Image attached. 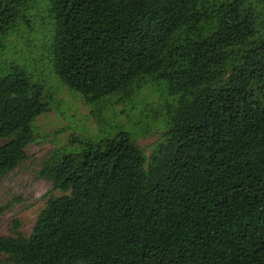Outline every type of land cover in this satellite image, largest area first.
<instances>
[{
    "label": "trees",
    "instance_id": "obj_1",
    "mask_svg": "<svg viewBox=\"0 0 264 264\" xmlns=\"http://www.w3.org/2000/svg\"><path fill=\"white\" fill-rule=\"evenodd\" d=\"M30 0H0V38ZM52 68L87 103L164 82L162 140H84L41 174L50 197L13 264H264V18L248 0H47ZM42 88L0 72V176L25 159Z\"/></svg>",
    "mask_w": 264,
    "mask_h": 264
},
{
    "label": "rangeland",
    "instance_id": "obj_2",
    "mask_svg": "<svg viewBox=\"0 0 264 264\" xmlns=\"http://www.w3.org/2000/svg\"><path fill=\"white\" fill-rule=\"evenodd\" d=\"M264 18V0H248ZM47 0H30L27 21L0 38V72L10 63L19 65L42 88L46 109L32 123L33 138L26 157L0 176V234L28 237L38 213L55 189L41 174L42 167L65 151H76L82 141L127 130L150 155L162 140L167 122V103H173L165 84L153 76L135 80L128 94L108 95L87 103L81 93L69 88L52 68L51 20ZM1 142V141H0ZM0 264H13L0 253Z\"/></svg>",
    "mask_w": 264,
    "mask_h": 264
}]
</instances>
